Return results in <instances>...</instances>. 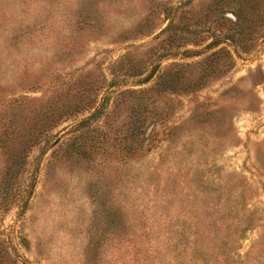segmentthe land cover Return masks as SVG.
<instances>
[{"label":"rangeland","instance_id":"rangeland-1","mask_svg":"<svg viewBox=\"0 0 264 264\" xmlns=\"http://www.w3.org/2000/svg\"><path fill=\"white\" fill-rule=\"evenodd\" d=\"M0 264H264V0H0Z\"/></svg>","mask_w":264,"mask_h":264}]
</instances>
